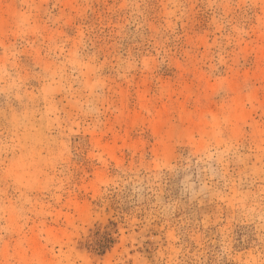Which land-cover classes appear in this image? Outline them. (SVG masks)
Masks as SVG:
<instances>
[{"label":"rangeland","instance_id":"obj_1","mask_svg":"<svg viewBox=\"0 0 264 264\" xmlns=\"http://www.w3.org/2000/svg\"><path fill=\"white\" fill-rule=\"evenodd\" d=\"M0 264H264V0H0Z\"/></svg>","mask_w":264,"mask_h":264}]
</instances>
